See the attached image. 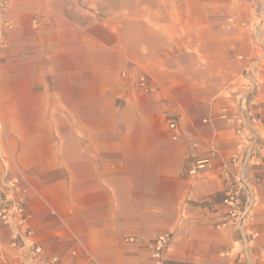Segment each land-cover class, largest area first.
Here are the masks:
<instances>
[{
	"label": "crops",
	"instance_id": "crops-1",
	"mask_svg": "<svg viewBox=\"0 0 264 264\" xmlns=\"http://www.w3.org/2000/svg\"><path fill=\"white\" fill-rule=\"evenodd\" d=\"M7 1L0 118L18 127V162L34 192L21 186L14 197L43 249L38 264H153L150 243L167 232L165 264H264V163L253 169L259 238L247 256L233 228H216L227 187L216 167L238 143L217 115L243 89L238 57L257 56L248 33L224 24L248 19L250 1L141 0L104 19L96 0ZM262 31L264 40V22ZM141 76L153 93L138 88ZM261 78L250 110L264 117V66ZM212 147L211 169L188 176ZM10 239L0 226V264H22Z\"/></svg>",
	"mask_w": 264,
	"mask_h": 264
},
{
	"label": "built area",
	"instance_id": "built-area-1",
	"mask_svg": "<svg viewBox=\"0 0 264 264\" xmlns=\"http://www.w3.org/2000/svg\"><path fill=\"white\" fill-rule=\"evenodd\" d=\"M250 5L251 14L248 19L240 20L236 16H229L225 20L224 29L227 31L241 30L248 33L253 40V49L257 51V56L238 57L239 60L244 61L241 74L243 89L235 95V104L230 109L223 108L217 115L219 120L233 127L238 143L236 153L230 161L221 160L216 167L219 176L227 182L222 199L225 208L224 219L216 228L231 227L239 234L240 242L237 254L244 258L259 238L258 232L251 229V223L256 216V208L259 206L258 192L251 180L253 169L262 167L264 163L262 147L258 143L260 139H263L264 117L254 114L250 110L252 96L262 84L264 0H250ZM8 7L7 0H0V48L5 47V33L13 28L12 22L4 18ZM136 84L144 93H153L156 90L145 76L139 77ZM211 120L212 117H209L203 120V123H209ZM168 128L173 132L172 138L177 139L176 122H169ZM216 154V149L212 147L210 158L197 161L186 174L197 176L199 173L211 169V162L216 158ZM231 169L237 170L234 172ZM21 186L33 191L20 169H15L13 175L10 169H4L0 181V226L10 232L9 247L21 253L24 257L22 264H38L41 261L43 249L31 241L33 231L29 227L30 217L26 212L24 200L14 197V192H21ZM46 206L50 214L64 225L61 217L48 205ZM171 236L172 234L169 232L163 233L150 243V257L153 264H165V252ZM71 239L76 247L91 259L81 241L73 234H71ZM127 241L132 240L128 239ZM230 253L231 251H225L224 255L228 256ZM71 255L76 256V250L72 251ZM51 262L58 264L59 259L53 257Z\"/></svg>",
	"mask_w": 264,
	"mask_h": 264
},
{
	"label": "rangeland",
	"instance_id": "rangeland-1",
	"mask_svg": "<svg viewBox=\"0 0 264 264\" xmlns=\"http://www.w3.org/2000/svg\"><path fill=\"white\" fill-rule=\"evenodd\" d=\"M140 1L141 0H96V16L100 19H104L105 17H108L109 15L111 16L113 14L120 13L124 15L125 10L128 7H130L132 4L138 5ZM144 1L146 2L149 1L150 3L154 2V0H144ZM17 129L18 127L16 126L4 125L0 118V167L1 169H14V171L15 169H20V170L22 169V167L20 166L18 162V156H17L19 154L20 149H19L18 142L15 141V135H16L15 132L17 131ZM35 194L37 198L40 200L41 197L39 196L37 191H35Z\"/></svg>",
	"mask_w": 264,
	"mask_h": 264
}]
</instances>
